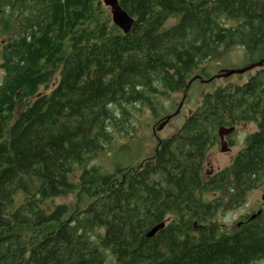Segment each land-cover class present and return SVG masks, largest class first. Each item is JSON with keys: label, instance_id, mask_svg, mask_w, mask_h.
Listing matches in <instances>:
<instances>
[{"label": "trees", "instance_id": "obj_1", "mask_svg": "<svg viewBox=\"0 0 264 264\" xmlns=\"http://www.w3.org/2000/svg\"><path fill=\"white\" fill-rule=\"evenodd\" d=\"M117 1L127 34L102 0H0V264L264 261V208L231 228L214 219L264 192V0ZM236 48L259 65L202 93L150 159L90 165L130 108L159 117L161 99ZM249 121L230 163L203 176L219 129Z\"/></svg>", "mask_w": 264, "mask_h": 264}, {"label": "rangeland", "instance_id": "obj_2", "mask_svg": "<svg viewBox=\"0 0 264 264\" xmlns=\"http://www.w3.org/2000/svg\"><path fill=\"white\" fill-rule=\"evenodd\" d=\"M109 11L108 7H105ZM111 16V15H110ZM249 66H256L245 55L243 49L236 48L225 54L219 59L205 62L192 73V80L188 84L187 94L179 105L183 95V89L174 91L170 96L161 99V112L159 117L151 115L147 109L138 105L134 109L130 108V117L128 125L124 132L115 135L112 151L99 153L91 162L90 165H97L106 172H112L116 167L136 166L144 160L150 159L154 153L157 141L173 136L182 126L187 116L199 106L201 94L209 92L217 86H222L227 82H243L252 71H246L241 74L229 75L228 77H220L223 72L232 70H240ZM201 68L205 72H201ZM207 77L212 80L207 82ZM209 78V80H210ZM2 79V71L0 70V81ZM195 79V80H194ZM194 80V81H193ZM177 113L175 114L176 109ZM172 115L170 120L165 125L157 130V127L162 123L163 117ZM229 129V128H226ZM255 130V126L250 121L240 123L233 127V132L230 134L232 142L228 149L221 146L219 141L205 155L202 162V174L208 176L211 172L217 171L226 167L231 159L236 155L239 149L244 144L245 137ZM223 138V136H222ZM264 192L253 190L246 196L244 203L230 211L221 212L215 215L214 219L227 228H231L233 224L239 221L243 216L255 214L259 208H264V203L261 201V196ZM212 198L211 196H208ZM56 203L75 204L76 199L73 194L62 196L54 200ZM258 264H264V261Z\"/></svg>", "mask_w": 264, "mask_h": 264}, {"label": "water", "instance_id": "obj_3", "mask_svg": "<svg viewBox=\"0 0 264 264\" xmlns=\"http://www.w3.org/2000/svg\"><path fill=\"white\" fill-rule=\"evenodd\" d=\"M102 3L104 6L109 8L110 15H111V22L114 24V26H116L124 34H127L131 30V27L133 25V19L125 11H123L120 8L117 0H102ZM256 65H259V64H256ZM250 68H252V66H249L247 68L240 69V70H232L229 72H223L220 74V76L221 77H228L229 75L241 74V73L246 72ZM190 82H191V80L188 82V84ZM188 84H187V86H188ZM184 97H185V93H183L182 99L179 102V105L182 103ZM177 111H178V108L176 109L175 114L177 113ZM171 116H168L164 122L160 123V125L157 127V130H160V128H162L165 125V123L170 120ZM230 130L231 129L220 128L218 131V136L220 138H222V136H224V134H227ZM261 201L264 203V194H262V196H261ZM254 217H255V214H253L251 216V219ZM162 226L163 225H161L160 227H162ZM156 229L157 228L152 230L148 235L151 236L152 234H154Z\"/></svg>", "mask_w": 264, "mask_h": 264}, {"label": "flooded vegetation", "instance_id": "obj_4", "mask_svg": "<svg viewBox=\"0 0 264 264\" xmlns=\"http://www.w3.org/2000/svg\"><path fill=\"white\" fill-rule=\"evenodd\" d=\"M229 129H231L227 134H224V136H223V138H220L219 136H218V141H219V143L221 144V146H223V147H225V149H228L229 147L228 146H231V144H232V142H231V140H230V134L233 132V128H229ZM212 147H214V146H212ZM212 147H211V149H212ZM210 151V150H209ZM211 174V173H210ZM263 208H259L258 210H256V212L255 213H258L259 211H261ZM241 218L239 219V221L237 222L238 224L239 223H241Z\"/></svg>", "mask_w": 264, "mask_h": 264}]
</instances>
